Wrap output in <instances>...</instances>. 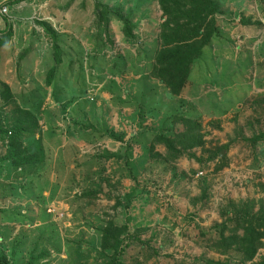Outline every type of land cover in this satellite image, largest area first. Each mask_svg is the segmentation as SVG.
<instances>
[{
    "label": "rangeland",
    "instance_id": "rangeland-1",
    "mask_svg": "<svg viewBox=\"0 0 264 264\" xmlns=\"http://www.w3.org/2000/svg\"><path fill=\"white\" fill-rule=\"evenodd\" d=\"M25 4L0 36V127L37 161L14 166L0 137V260L264 264V239L246 261L211 248L232 206L264 213V138L249 140L264 134V0H216L218 33L178 95L153 74L157 0ZM187 125L203 144L171 160L156 139Z\"/></svg>",
    "mask_w": 264,
    "mask_h": 264
},
{
    "label": "trees",
    "instance_id": "trees-1",
    "mask_svg": "<svg viewBox=\"0 0 264 264\" xmlns=\"http://www.w3.org/2000/svg\"><path fill=\"white\" fill-rule=\"evenodd\" d=\"M163 15L160 24V49L156 52L153 74L166 84L172 94L178 95L185 85L192 64L201 56L202 49L209 45L211 39L218 33L216 14L218 8L215 0H157ZM122 22L123 34L132 38V24L123 15H117ZM53 33V32H51ZM54 35V34H53ZM6 40L0 38V44ZM51 81L49 80L48 83ZM189 123V121H184ZM194 127L187 125L185 134L174 138L158 137L159 143H164L171 160L185 154L187 149L202 145L200 137L195 135ZM9 131L0 127V137L6 138L9 152L14 151L10 160L14 166L30 165L37 161L27 150L16 152L20 143L17 131ZM179 137V138H178ZM186 137L187 141L181 138ZM264 138V134L255 135L249 140L256 143ZM177 144L181 145L177 148ZM218 156V154H217ZM93 196V195H91ZM118 202V201H117ZM230 208L235 215L223 223L215 224L213 230L217 236L213 238L211 248L220 254L229 256L234 251L242 256V260H251L264 239V213L249 212L248 209ZM227 222H234L229 227ZM110 224L102 230V247L113 252L115 258L122 252L123 230ZM0 264H9L5 259ZM206 264H224L222 261H206Z\"/></svg>",
    "mask_w": 264,
    "mask_h": 264
},
{
    "label": "crops",
    "instance_id": "crops-1",
    "mask_svg": "<svg viewBox=\"0 0 264 264\" xmlns=\"http://www.w3.org/2000/svg\"><path fill=\"white\" fill-rule=\"evenodd\" d=\"M3 1L7 4L9 13L6 16L0 17V36L9 31L12 25L18 23L27 10L24 9V6H26L25 0H0V2Z\"/></svg>",
    "mask_w": 264,
    "mask_h": 264
},
{
    "label": "built area",
    "instance_id": "built-area-1",
    "mask_svg": "<svg viewBox=\"0 0 264 264\" xmlns=\"http://www.w3.org/2000/svg\"><path fill=\"white\" fill-rule=\"evenodd\" d=\"M9 13V9L5 1L0 2V17L6 16Z\"/></svg>",
    "mask_w": 264,
    "mask_h": 264
},
{
    "label": "water",
    "instance_id": "water-1",
    "mask_svg": "<svg viewBox=\"0 0 264 264\" xmlns=\"http://www.w3.org/2000/svg\"><path fill=\"white\" fill-rule=\"evenodd\" d=\"M223 153H220V155H222Z\"/></svg>",
    "mask_w": 264,
    "mask_h": 264
}]
</instances>
